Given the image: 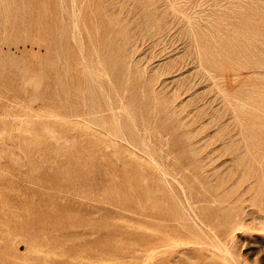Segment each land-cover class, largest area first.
<instances>
[{
  "label": "rangeland",
  "instance_id": "obj_1",
  "mask_svg": "<svg viewBox=\"0 0 264 264\" xmlns=\"http://www.w3.org/2000/svg\"><path fill=\"white\" fill-rule=\"evenodd\" d=\"M27 1L0 20V264H264V0Z\"/></svg>",
  "mask_w": 264,
  "mask_h": 264
},
{
  "label": "bare ground",
  "instance_id": "obj_2",
  "mask_svg": "<svg viewBox=\"0 0 264 264\" xmlns=\"http://www.w3.org/2000/svg\"><path fill=\"white\" fill-rule=\"evenodd\" d=\"M6 1L7 0H0V20L2 21V22H4V23H6V26H5V29L6 30H8V28H9V20H10V15H9V9H8V6H7V4H6ZM76 1V0H75ZM169 2H171V1H169ZM173 2H175V1H173ZM172 2V3H173ZM60 3H62V2H60ZM176 4V3H175ZM27 5H29V8H28V11H29V13H30V19H26V16L25 15H23V17H24V22H26V21H30L31 23H35L36 24V8H35V1L34 0H29V1H27ZM67 6V5H66ZM173 6H174V4H173ZM169 7H171V6H169ZM64 8V7H63ZM173 8V7H172ZM181 13V12H180ZM186 16V15H185ZM189 18H190V16H189ZM72 22V21H71ZM76 25V24H75ZM38 27V26H37ZM75 27V26H74ZM77 27V26H76ZM78 28V27H77ZM60 31V30H59ZM194 34H195V32H194ZM35 35H37V28H35V27H33V30H31V32H30V37H32V36H35ZM74 36V35H73ZM72 36V37H73ZM75 39V38H74ZM76 42V41H75ZM82 43V42H81ZM264 45V44H263ZM80 49V48H79ZM260 50V49H259ZM84 51V50H83ZM197 54V53H196ZM199 60H200V58H199ZM200 63V62H199ZM88 65V64H87ZM202 65V64H201ZM203 68H205V67H203ZM207 70V69H206ZM90 75V74H89ZM212 77V76H211ZM214 79H216V78H214ZM102 85V84H101ZM104 89V88H103ZM107 93V92H106ZM105 94V93H104ZM106 99V98H105ZM109 102H110V100H109ZM113 106V105H112ZM118 117V116H117ZM119 127V126H118ZM119 129V128H118ZM124 134V133H123ZM161 170V169H160ZM183 190V189H182ZM186 197V196H185ZM202 221V223H205L206 225H207V223L204 221V220H201ZM243 230V229H242ZM241 231V230H240ZM261 231V230H260ZM155 246H157V245H155Z\"/></svg>",
  "mask_w": 264,
  "mask_h": 264
}]
</instances>
